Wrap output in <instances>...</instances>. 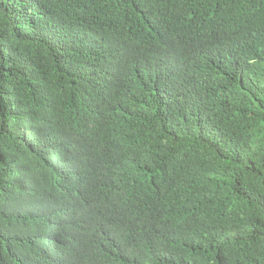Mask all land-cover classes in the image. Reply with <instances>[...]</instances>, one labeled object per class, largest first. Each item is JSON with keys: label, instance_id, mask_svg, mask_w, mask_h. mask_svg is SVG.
Here are the masks:
<instances>
[{"label": "trees", "instance_id": "1", "mask_svg": "<svg viewBox=\"0 0 264 264\" xmlns=\"http://www.w3.org/2000/svg\"><path fill=\"white\" fill-rule=\"evenodd\" d=\"M33 262L264 264V0H0V264Z\"/></svg>", "mask_w": 264, "mask_h": 264}, {"label": "clouds", "instance_id": "2", "mask_svg": "<svg viewBox=\"0 0 264 264\" xmlns=\"http://www.w3.org/2000/svg\"><path fill=\"white\" fill-rule=\"evenodd\" d=\"M51 260H55V256H54V253L52 251H48V256L46 258V261H51ZM32 264H35V263L33 262Z\"/></svg>", "mask_w": 264, "mask_h": 264}]
</instances>
